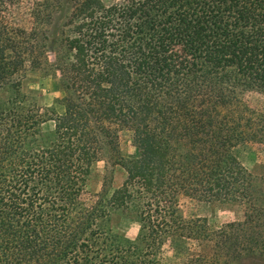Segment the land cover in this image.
Listing matches in <instances>:
<instances>
[{
    "label": "trees",
    "instance_id": "trees-1",
    "mask_svg": "<svg viewBox=\"0 0 264 264\" xmlns=\"http://www.w3.org/2000/svg\"><path fill=\"white\" fill-rule=\"evenodd\" d=\"M27 66L57 79L51 105L22 92ZM251 90L264 95V0H0V264H167L175 238L207 243L182 264L264 258V188L234 153L264 147ZM103 151L126 176L93 193ZM181 197L244 216L211 230Z\"/></svg>",
    "mask_w": 264,
    "mask_h": 264
},
{
    "label": "rangeland",
    "instance_id": "rangeland-1",
    "mask_svg": "<svg viewBox=\"0 0 264 264\" xmlns=\"http://www.w3.org/2000/svg\"><path fill=\"white\" fill-rule=\"evenodd\" d=\"M110 1L112 0H104V2ZM49 56L51 57L50 54ZM56 82L57 79L49 76L46 71L33 70L27 66L21 90L29 102H35L42 106L51 105L54 98L61 96ZM244 99L251 108L257 111L264 108V95L257 91L246 92ZM118 144L120 153L125 158H133L138 155V148L132 143L131 131L121 130ZM234 153L240 163L254 175L256 181L264 188V147L257 142L248 141L237 146ZM125 176L124 169L120 165L114 164L109 154L103 151L100 160L93 165L87 187L93 193L100 191L104 184L112 190L122 184ZM179 207L186 220L203 219L211 230L218 229L227 222L242 220L245 211L244 204L238 202H204L188 197L180 198ZM112 224L115 232L123 234L129 239H134L137 235L138 222L127 216L120 217L119 214H114ZM206 245L205 241L175 238L163 246L161 256L167 264H182L191 254H198L206 250ZM237 264H264V258L245 257Z\"/></svg>",
    "mask_w": 264,
    "mask_h": 264
}]
</instances>
